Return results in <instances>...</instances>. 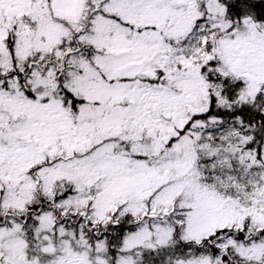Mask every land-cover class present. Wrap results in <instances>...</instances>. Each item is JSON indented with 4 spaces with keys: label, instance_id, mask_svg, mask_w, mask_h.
I'll return each instance as SVG.
<instances>
[{
    "label": "snow or ice",
    "instance_id": "snow-or-ice-1",
    "mask_svg": "<svg viewBox=\"0 0 264 264\" xmlns=\"http://www.w3.org/2000/svg\"><path fill=\"white\" fill-rule=\"evenodd\" d=\"M0 264H264V0H0Z\"/></svg>",
    "mask_w": 264,
    "mask_h": 264
}]
</instances>
